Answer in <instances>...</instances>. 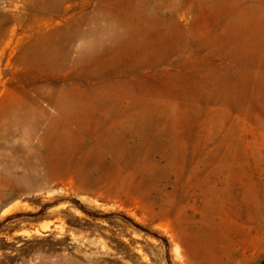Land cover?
I'll use <instances>...</instances> for the list:
<instances>
[{
  "label": "rangeland",
  "instance_id": "374dc122",
  "mask_svg": "<svg viewBox=\"0 0 264 264\" xmlns=\"http://www.w3.org/2000/svg\"><path fill=\"white\" fill-rule=\"evenodd\" d=\"M46 1L0 0V120L30 121L0 141V264H264V0H166L157 35L132 0ZM97 9L124 28L84 59ZM59 31L69 61H18Z\"/></svg>",
  "mask_w": 264,
  "mask_h": 264
},
{
  "label": "bare ground",
  "instance_id": "6f19581e",
  "mask_svg": "<svg viewBox=\"0 0 264 264\" xmlns=\"http://www.w3.org/2000/svg\"><path fill=\"white\" fill-rule=\"evenodd\" d=\"M66 1L68 0H48L46 1L45 4V9L43 12H41L42 18V22L46 21L49 18V14L52 13L55 9L60 8L61 6L63 7V5L66 3ZM136 0H132L130 2H126L127 7L135 10L137 12H141L144 16H156L157 17V21L158 24L155 27H151V28H146L149 30L154 31L153 35H157L159 31H161L165 26H166V22L168 19H170V17L172 15H167L164 11V4L166 0H163L162 3H158L156 2L157 0H142L141 2H135ZM156 2V5H153V2ZM172 1L174 4L176 3L177 5H183V8H188L190 7L196 0H170ZM181 3V4H180ZM121 7V6H120ZM48 8V9H47ZM2 9V2H0V37L1 35H6V36H10L11 38L14 37V32L15 29L10 28V24L11 21L9 20V18L4 15L1 12ZM37 6L35 8H33L34 12L37 13L35 14L36 17H39L38 15V10H37ZM80 13L77 15L79 16ZM88 15V14H87ZM75 16V15H74ZM83 16H86V14H83ZM89 16V15H88ZM15 23H17V18H15ZM70 24L66 25V31L69 29L71 30L72 27H74L73 22H70ZM124 28V23L121 21H116L112 18L109 17H105V14L97 9L95 10V12L93 13V17L82 21V23L80 24L79 30L81 31L80 38L82 40H89L92 36L91 33H102V32H111L114 33L113 36L117 37V39H119L121 37V32L120 30ZM140 28V27H139ZM138 28V29H139ZM145 29V28H144ZM59 32H63V31H59ZM68 32V31H67ZM74 36H72V34H66L65 32H63V34L60 35V33L57 34H52L50 36H43L42 38H37L35 40V44H34V49L32 50H25L23 51V55L21 56V58L18 59V61L20 63L26 62L27 60H29V55L30 60H32V58H41V60H45V61H49V60H53L56 61L54 65L57 64V62H59L60 65H63V63H66L67 61H69V57L72 56L73 54V49L74 46L70 43V39L73 38ZM43 39H46L47 42H44ZM92 40H90V44L89 46L91 47V51H77V55H83L84 59L87 58H91L95 55L94 52H96V49L101 46V45H106V41L104 40H100L96 35L93 36V38H91ZM1 45V44H0ZM53 48H55L53 50ZM41 49V51H40ZM43 49H45V51H49V52H44L43 53ZM51 52V53H50ZM50 53V54H49ZM74 56V55H73ZM76 58V56H74ZM2 115V119L0 120V141L5 143H12L13 139L17 138L16 136L18 135V132L13 128V129H5L4 130V126L5 125H9L10 127L12 126H20L22 124V122H27L29 123V119H27L28 117L25 116H21L19 115V110L17 111H13L11 113V116H7L5 114V111ZM51 122V121H50ZM52 125V124H51ZM51 130H43V131H38L36 130V132L32 135V134H27L24 136L26 142H30V140L36 139V136H40L42 138H44L46 135L48 134ZM40 134V135H38ZM21 137L23 136L20 133ZM38 141V140H37ZM11 150H13L14 152L18 153L19 152H28L27 150H20L18 148H11ZM176 248V253L178 258L182 261L184 259V254L182 249H180V247L178 245L175 246Z\"/></svg>",
  "mask_w": 264,
  "mask_h": 264
}]
</instances>
